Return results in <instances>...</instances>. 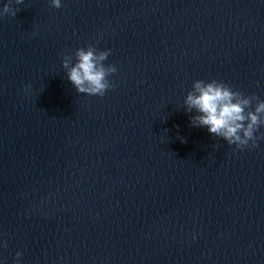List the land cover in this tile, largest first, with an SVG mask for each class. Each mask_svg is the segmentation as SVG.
<instances>
[{"label": "clouds", "instance_id": "9594fccd", "mask_svg": "<svg viewBox=\"0 0 264 264\" xmlns=\"http://www.w3.org/2000/svg\"><path fill=\"white\" fill-rule=\"evenodd\" d=\"M24 0H7L0 8V17H15ZM54 8H61V0H51ZM110 55V50H98L89 44L86 48H77L74 54H65L62 58V67L67 72V78L77 93L103 98L105 93L114 88L109 77L117 72L114 65H105L104 61ZM75 60V62H73ZM30 85L25 86L28 92ZM185 111L196 115L190 117V124L194 127H206L208 131L221 137L229 145L237 149L256 147L259 140H264V134L256 135L261 126H264V100L255 94L245 95L233 90L223 81L196 80L192 89L187 93ZM7 247V243L0 244ZM15 264H20L22 252L17 251Z\"/></svg>", "mask_w": 264, "mask_h": 264}, {"label": "water", "instance_id": "95a60500", "mask_svg": "<svg viewBox=\"0 0 264 264\" xmlns=\"http://www.w3.org/2000/svg\"><path fill=\"white\" fill-rule=\"evenodd\" d=\"M85 0H24L16 16L0 17V110L56 34ZM7 0H0V8Z\"/></svg>", "mask_w": 264, "mask_h": 264}]
</instances>
